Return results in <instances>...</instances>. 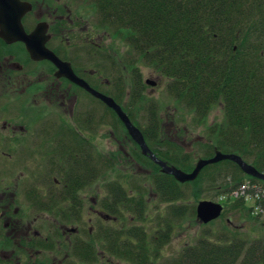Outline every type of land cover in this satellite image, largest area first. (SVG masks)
<instances>
[{"label": "trees", "instance_id": "1", "mask_svg": "<svg viewBox=\"0 0 264 264\" xmlns=\"http://www.w3.org/2000/svg\"><path fill=\"white\" fill-rule=\"evenodd\" d=\"M88 1L101 26L125 42L132 60L153 67L167 79L168 94L193 112L199 122L217 105L223 107L224 120L209 130L205 159L212 158L216 151L234 154L264 174V0ZM131 73V105L127 111L132 121L136 122L137 111H145L146 129L145 116L143 128L137 125L144 130L151 151L168 165L192 172L196 161H187L182 149L177 151L170 146L159 154V149H163L159 108L155 103H148V107L142 104L146 86L138 69ZM119 93L121 98L114 97L121 104L124 90ZM139 104L140 110L135 108ZM101 159L100 178L112 168ZM147 165L158 172L154 176L155 193L163 203L172 205L164 229L151 236L157 251L171 240L172 217L181 221L188 215L185 205L175 206V203L188 200L185 188L200 183L206 174L211 175V184L205 187L218 191L224 198L233 197L246 183L264 190L263 181L245 175L231 161L205 167L194 182L186 184L162 174L160 167L150 160ZM87 168L90 170L92 166ZM118 184L115 193L111 192L112 196L105 200L106 206L111 201L113 211L108 214L115 218L121 217L126 206L131 205L126 190ZM247 194L255 196L253 186ZM244 202L239 199L236 204ZM259 204L264 207V201ZM143 206L140 201L132 210L138 220L143 219ZM110 230L101 231L103 250L120 260L151 264L144 252L148 232L140 227ZM86 254L84 248L87 263ZM165 264H264V241L249 245L239 235L225 233L214 242L199 240L197 246L185 248L176 259Z\"/></svg>", "mask_w": 264, "mask_h": 264}, {"label": "flooded vegetation", "instance_id": "2", "mask_svg": "<svg viewBox=\"0 0 264 264\" xmlns=\"http://www.w3.org/2000/svg\"><path fill=\"white\" fill-rule=\"evenodd\" d=\"M61 1L19 0L27 6L21 19L25 34L35 35L41 50H48L70 65L92 90L112 98L147 143L137 118L132 121L127 111L132 86L128 95L124 90V102L120 104L114 97L121 98L119 92L126 89L120 77L116 90L113 85L106 90L101 87L97 70L100 67H82L84 59L88 64L101 53L91 50L98 44L93 38L95 32L87 24L80 29H76L80 26L76 22L73 24V30L90 43L83 47L86 57H77L76 61L74 56H68L74 31L67 30L71 20L66 16L72 19L76 15L62 9ZM1 34L0 28V264H83L84 248L88 252L87 263L96 264L98 253L94 251L100 220H117L108 214L113 211L110 200L107 206L105 201L102 206L96 201L102 178L98 175L101 154L97 149L101 128L113 130L116 125L121 126L136 156L146 162L150 158L143 155L112 109L68 78L57 77L59 69L54 62L32 59L24 42L8 44ZM99 106L107 113L108 125L100 123ZM113 157L118 158L120 165L126 163L114 153L104 160L112 163ZM89 166L90 170L85 169ZM116 184L109 185V197L115 193ZM92 189L95 197L87 205L85 192ZM85 212L91 216L86 220ZM91 218H96V222L89 229L94 221ZM68 242L72 247L69 251Z\"/></svg>", "mask_w": 264, "mask_h": 264}, {"label": "rangeland", "instance_id": "3", "mask_svg": "<svg viewBox=\"0 0 264 264\" xmlns=\"http://www.w3.org/2000/svg\"><path fill=\"white\" fill-rule=\"evenodd\" d=\"M51 1L54 2L55 0ZM60 3L62 9H65L68 13L72 11L73 15H76L75 17H71L72 19L66 16L68 21L71 20V23L67 24V30H73V28H75L73 24L76 22L80 25L76 26V29H80L82 24H87L89 29L95 32L93 38L96 41L95 43L98 44L99 50L97 49L98 47H96L97 50H91L100 51L99 58L95 60L92 59V62L88 61V64L85 63L87 61L84 59L86 57L84 53L86 50L83 49V47H85L88 42L84 40L83 36L79 35L76 30H73L74 32L71 34L73 37H70L72 43L69 44L71 50L68 51V56H74L76 61H78V58L84 59L82 67H86V69L87 67H100L96 69L100 71L101 87L106 90L110 88L111 90L113 85L116 90L117 87L115 83L120 82L117 79V77H120L126 85V89L122 88L121 92L126 90L125 93L128 95L132 86L131 71L133 69H138L140 71L143 84H147V87H145L142 92V104L148 107V103H155L159 108L157 114L160 121V140L163 148L159 150V154H162L163 151L171 146L177 149V151L182 149V155L187 156V161L194 159L197 164L200 159H205L209 130L224 120L223 107L217 105L211 110L210 114L203 122H199L197 118H195L193 112L178 103L168 94L167 79L153 67L137 62V60H132V56L128 54L129 51L125 42L121 40L120 37H117L113 31L101 26L99 19L95 16L96 11L88 0H62ZM56 5L59 4L56 3ZM93 47L95 48L94 45ZM94 54H96V52H94ZM104 69H106L107 72ZM147 82L155 83V86L149 85ZM124 83H122V86ZM108 84H110V86ZM125 97L128 99V96ZM126 98L125 101H127ZM135 108L140 110L141 104L137 105ZM98 111L100 112L99 119L101 125H108L107 121L109 119H106L108 117L107 113L101 106H99ZM136 116L138 124L142 128L143 118L145 116L146 129L145 111H137ZM113 130L114 135L112 134ZM113 130H109V128H101L100 130L97 149L103 159L101 160L103 163L108 162L104 159L114 153V155H117L119 158L122 156V160L126 161V163L120 165L118 158H111L113 161L112 163L109 162V166H112V168L108 169L100 180V191L97 193L98 196L96 194V201L102 206L104 201L109 197V192H107L109 185L113 184V182H117L126 190L131 205L130 207L126 206L127 210L124 209L125 211L121 214L122 216L120 215L121 217H118L113 223L106 219L100 220L99 241L95 248V254L98 253V261L97 258L94 260L97 261L96 264H134L129 261L120 260V258L114 257L103 250V243L100 240L102 230H120L125 228L129 231L137 227L143 228L149 235V240L144 252H147L151 264H165L170 260L176 259L185 248L197 246L199 240L205 239L214 242L225 233L226 236H228L229 233L232 234V236L239 235V237L244 239L249 245L255 241H264V207H262V214L257 210L259 202L264 201V196L260 195V198L255 201L234 196L224 198L218 195V191L205 187L211 184V175L206 174L200 183L185 188L186 192L189 193L188 200L177 201L175 203V206L185 205L188 215L181 221L175 216L172 217L171 223L173 225V230L171 233V240L161 251L158 250V252L156 250L157 246L154 244V240L151 239V236L155 232L164 229L166 219L169 220L168 214L172 205L163 203L157 193H155L154 176H156L158 172L154 168L148 166L146 160L136 156L137 153L133 145L124 138L125 132L121 126L116 125V128ZM222 173L225 174L226 172L223 171ZM246 184L251 186L250 183ZM254 187H257L254 189L256 194L260 192L258 185H254ZM93 189L85 192L87 205H91V200L95 197ZM194 189H198V192ZM239 199H243L245 201L244 204L238 206L236 201ZM140 201L144 203V211L142 215L143 219L138 220L137 215L133 216L132 210L136 208L137 203ZM201 202H212L222 205L224 210L221 217L207 225L201 223L196 213L197 207ZM89 217L91 216L88 212H85L84 220ZM92 220L94 221L93 223L90 222L88 225L89 229L92 224L95 226L96 218ZM93 232L95 234L97 230L94 229ZM67 247L69 251L71 247L69 242ZM155 255L157 256L155 257ZM154 261H156V263ZM83 264L90 263L83 261Z\"/></svg>", "mask_w": 264, "mask_h": 264}, {"label": "water", "instance_id": "4", "mask_svg": "<svg viewBox=\"0 0 264 264\" xmlns=\"http://www.w3.org/2000/svg\"><path fill=\"white\" fill-rule=\"evenodd\" d=\"M26 10L27 6L24 3L21 4L19 0H0V28L2 30L1 35L4 41L8 44L17 41L24 42L32 59L36 61L43 59L51 60L59 69L57 77L68 78L71 82L84 88L95 98L103 102L108 108L112 109L125 125L132 139L140 146L143 155L148 156L154 164L160 167L162 174L172 176L180 184H186L194 182L205 167L223 161H231L235 163L245 175L264 182V174L257 171L252 165L247 164L241 157L234 154H223L220 151H216L214 157L211 159H200L191 173L184 172L159 160L148 147L140 130L132 124L129 117L112 98L92 90L83 80L79 79L73 73L70 65L61 62L48 50H41L42 47L40 48V43L37 42V37L35 35L27 36L25 34L21 19L26 13ZM147 83L155 86V83ZM223 210L224 208L222 205L214 204L212 202H201L197 207V218L201 223L207 225L218 220L221 217Z\"/></svg>", "mask_w": 264, "mask_h": 264}, {"label": "built area", "instance_id": "5", "mask_svg": "<svg viewBox=\"0 0 264 264\" xmlns=\"http://www.w3.org/2000/svg\"><path fill=\"white\" fill-rule=\"evenodd\" d=\"M254 187V186H253ZM242 189H240L238 192H235L233 194L234 197H239V198H245L247 200H252V201H255L257 199H259L260 195L262 196V193H261V189H260V192H257V194H255V196H250L247 194V192L250 190V186L248 185H245L243 187H241ZM257 188V187H254V189ZM262 205H259V207L257 208V210H259L260 213L263 212V209H262Z\"/></svg>", "mask_w": 264, "mask_h": 264}]
</instances>
